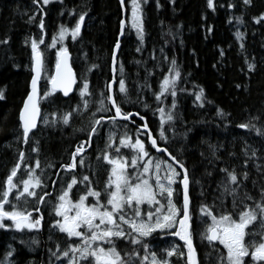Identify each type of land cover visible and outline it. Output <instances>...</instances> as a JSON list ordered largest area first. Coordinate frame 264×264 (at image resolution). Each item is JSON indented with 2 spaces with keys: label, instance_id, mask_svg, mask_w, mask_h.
<instances>
[{
  "label": "trees",
  "instance_id": "16d2710c",
  "mask_svg": "<svg viewBox=\"0 0 264 264\" xmlns=\"http://www.w3.org/2000/svg\"><path fill=\"white\" fill-rule=\"evenodd\" d=\"M213 2L214 10L207 7V0H147L146 3L141 0L142 42L137 31L128 23L131 13L130 7H126L127 25L119 54L115 85V99L122 110L138 112L144 116L158 144L166 147L184 163L188 171L191 231L199 264H217L216 249L222 251L218 242L210 245L199 234L204 230L205 224L210 223L206 217L200 216V205H209L217 214L224 208L232 211L231 197H225L223 206L220 203L221 192L218 184L225 175L220 169L231 170L235 166L238 174L244 171L243 162L247 157L243 149L247 145L249 155L255 149L256 157L248 161L246 170L249 178L244 182V188L254 197H258V190L253 187L252 181L256 180L258 185L264 183L261 181V173L254 166V162L264 166V23H255L252 20V17L264 12V0H252L251 6H244L242 0ZM125 3L128 5V0ZM229 3L234 7L228 8ZM81 13L86 15L80 35L73 40L69 33L62 43L59 42L60 26L71 28ZM237 16L241 17L242 23H237ZM29 17H33L31 22ZM41 18L44 22L43 31L39 27ZM122 18L123 10L119 0H52L47 5H43L42 0L38 4H34L32 0H0V41L7 40L6 44L0 43V89L4 92V99H0V183L18 161L19 152L23 151L26 159L18 170V177H25L24 163L34 167L38 160L40 166L36 171L45 180L44 183L49 185L51 170L55 172L54 169L59 167V163L71 162V153L80 141L87 138L92 119H98L102 115H114V110H95L98 107L96 101L100 99L101 92L107 95L106 85L112 79V52ZM209 28L211 31H208ZM237 31L243 34L239 40L236 38ZM41 36L44 42L38 44V47L44 61L41 83L42 121L25 143L19 110L30 91L33 74L30 42L31 39L39 41ZM53 36H57V43L55 47H49ZM61 46L69 49L72 54L77 87L69 97L58 91L44 97V92L50 89L47 77L53 73L56 51ZM173 59L181 75L176 82L175 107L171 108L173 97L170 92L165 93L160 101H157L154 94L159 92L164 76L170 75L168 70L172 67ZM248 63L254 65L252 70L248 69ZM93 64L96 67L88 71ZM121 65L123 73L120 72ZM121 76L125 81L126 94L118 92ZM85 78L91 92V96L85 97L90 102L86 110L82 108L79 95V87ZM200 88L204 90L202 106L194 95ZM78 105H81L82 110L73 112ZM159 107H163L165 111L171 108L173 116L171 121H165L162 129L161 115L156 111ZM218 108L222 110V114L217 113ZM53 112L56 113L55 123H52ZM65 113H71L67 125L60 119ZM44 117L48 118V124L44 123ZM253 117L258 119H252ZM250 120L261 129V134L258 135L252 129L238 127ZM104 124L106 123L103 122V126L98 127V132L94 134L91 147L81 154L85 160L83 166L79 163L80 156L76 158L78 169L72 175L78 179L85 174L97 177L95 169L101 170V160H92L91 154L95 146L105 147L110 132L118 126V131L115 132L116 144L119 143L120 135L125 132L134 140L137 128L142 123L137 117H133L131 123L116 121L115 127ZM160 130L165 131L166 141L159 139ZM140 133L139 138L145 141L150 153L154 157L166 159L164 154L159 155L151 148L147 135L141 130ZM103 138L104 143L101 142ZM209 145L215 147V156L212 155ZM33 147L37 148L36 152L32 151ZM121 153L130 156L131 150L121 147ZM109 167L110 165L108 170ZM42 169L44 170L41 171ZM104 169L107 170V167L104 166ZM108 170L104 175L106 177ZM59 176H62L61 173ZM173 187L179 192V195L174 193L173 197L179 207L182 204V187L179 182ZM36 192L37 196L42 195L41 190L37 189ZM54 197L47 203L54 205ZM29 199L27 207L40 208V213L33 212L32 215H42V229L34 232L0 228V261L4 260L8 251L13 252L10 259L8 258L11 264H29L28 254L33 264L42 261V256L34 253L36 248L33 241L28 239L41 238L39 249L44 251V244L47 243L45 230L52 228L51 212H46V201L37 205L35 198ZM4 223L11 224L8 220ZM256 227L257 225L252 226L250 230ZM55 235L60 251H63L68 243L67 238L61 234ZM159 237H163V240L158 239ZM170 237V234L160 231L153 234V239L156 240L154 242L160 246L164 242L167 246L170 245ZM52 245V250L56 252L57 245ZM116 246L122 253L135 249L141 256L144 254L142 245H131L122 239L116 241ZM155 250H158L156 246ZM155 252L161 257L159 251ZM181 252H184L183 257L177 252L169 258L171 264H187V249L183 247ZM43 257L49 255L45 254ZM54 258L55 261L51 264H67L64 258Z\"/></svg>",
  "mask_w": 264,
  "mask_h": 264
},
{
  "label": "snow or ice",
  "instance_id": "6c2138e0",
  "mask_svg": "<svg viewBox=\"0 0 264 264\" xmlns=\"http://www.w3.org/2000/svg\"><path fill=\"white\" fill-rule=\"evenodd\" d=\"M32 2L38 4L40 0H32ZM49 2L50 0H42L43 5H47ZM143 2L146 3L147 0H143ZM119 3L122 10L130 7L131 14L128 17V23L133 29L137 30V35L142 42L141 0H128V5H126L125 0H119ZM242 4L251 6L252 0H242ZM227 6L230 9L234 7L232 3ZM207 7L214 10L213 0H207ZM85 15V13H81L71 28L64 25L60 26L59 42L62 43L69 33L73 40L80 35ZM32 19L33 17H29V22ZM235 19L237 23H242L240 16L235 17ZM252 20L255 23H264V12H261L259 16L252 17ZM125 24L126 20L120 19L121 34ZM39 27L43 31L44 22L42 18ZM208 31H211V28ZM242 35L241 32L237 31L236 38L239 40ZM43 42V36L40 37L39 41L31 39L30 42L31 71L33 74L30 81V91L19 110L20 127L25 143L28 141L30 130L36 128L37 118L41 114L37 84L44 71V61L38 44ZM0 43L6 44L7 40L0 41ZM56 43L57 36H53L49 47H55ZM119 46L120 42L117 38L112 52L113 72L116 69V49ZM242 47L243 44H241ZM137 50L139 51V49ZM69 57V51L64 46L56 51L55 71L47 77V82L51 87L44 92V97H48L57 89L61 90L65 96L73 90L76 77L69 63ZM171 63L172 67L168 70L170 75L164 76L160 82L159 92L154 95L157 101H160L165 93L170 92L173 97L171 108H174L176 82L181 74L175 67L176 61L173 59ZM95 67L96 65L93 64L88 71ZM247 67L252 70L254 65L248 63ZM120 72L123 73L122 65L120 66ZM113 83L114 81H109L106 85L107 95L101 92L100 99L96 101L98 107L95 111L112 112L114 110V115H102L98 119H92L87 138L79 142L71 153V162L61 164V169L65 171L75 169L77 156H80L79 163L83 166V156L81 154L86 151L87 147L91 146L92 138L98 132V126L105 119L112 122L114 127L118 118L128 121L132 117L138 116L141 121L145 120V117L138 112H125L122 110L120 104L114 98ZM118 85V92L126 94L125 81L122 76L118 81ZM203 92L204 90L200 88L199 91L194 93L196 101L201 102V106ZM79 95L82 108L86 110L90 102L85 97L91 96L89 82L86 78L83 79L79 87ZM0 99H4L3 89H0ZM145 106L147 107V105ZM171 108L167 111L163 107L156 109L161 115V129L166 120L171 121L173 119ZM81 110V105H78L73 109V112ZM217 113L222 114V110L218 108ZM51 115L54 118L52 123H55L56 113L53 112ZM70 116L71 113L63 114L60 117L62 123L67 125ZM93 117H95V114H93ZM252 119L258 118L253 117ZM44 123H49L47 117H44ZM125 127L127 126L125 125ZM238 127L252 129L258 135L261 134V129L252 124L251 120L239 124ZM141 128L144 129L147 142L151 145V148L155 149L156 152L166 153L168 159L154 157L150 153L145 146V141L139 138ZM115 136L114 132L108 134L104 150L97 155V159L102 156L103 161L111 166L102 189L94 188L88 175H84L79 181L73 175L67 186L61 187L57 196L58 202L54 204V212L59 219L53 221L52 227L57 228L60 233L66 234L69 242L63 251H60V246L57 244L56 252L49 250L51 255L56 257L57 260L66 259L67 264H136V261L139 264H171L169 258L177 254V246L173 245L170 249H165V255L161 258L158 257L156 252H149V245L144 243L145 238L159 230L183 241V247L187 249V264H198L196 250L193 247L190 223V197L188 191L190 181L184 164L168 152L166 147L158 146L157 140L148 131L146 122L137 128V136L134 141L125 132L120 135L119 143L116 144ZM159 139L161 141L167 140L164 130L159 131ZM121 147L130 149V156L121 155ZM209 147L212 149V155L215 156V147L213 145H209ZM247 148L246 145L243 149L244 155L247 157L243 162L244 171L238 174L235 166L231 170L228 168L220 169L225 174L218 184L221 192L220 203L223 206L225 197H231L232 211L224 208L222 212L217 214L212 211V207L209 205H200V216L206 217L210 221V223L205 224L204 230L199 233L201 238L206 239L210 245L213 242H218L222 246V251L216 249L218 254L217 264H264V183L258 185L256 180L252 181L253 187L258 190V197H254L244 188V182L249 178V173L246 170L248 161L256 157V150L252 149L249 155ZM32 151L36 152L37 148L33 147ZM110 152L115 154L110 155ZM25 159V153L20 151L18 161L0 183V228L11 227L17 231L24 229L31 231L38 230L41 226L42 215L35 217L32 215L33 212L40 213V208L38 206L29 208L27 205L30 203L29 198H35L37 205L43 204L45 197L50 193L44 192L42 195L37 196L36 189L47 186L41 176L36 174V170L40 166L38 160L34 167L24 163L25 178L18 177V170L21 169V164ZM254 166L261 173V181H264V166L255 164V162ZM208 175H211V173H208ZM78 182L86 184V192L79 194L78 199L73 200L70 198L69 193ZM177 182L183 188L182 204L179 207L173 199L174 193L179 195L178 190L173 187ZM55 183L56 181H52L53 185ZM89 197L92 198V203H86ZM142 206L145 207L142 208ZM5 220L11 221V224H5ZM258 220L261 225L260 229L258 231L250 230V226ZM201 222L204 223L203 220ZM72 238H78L79 242H73ZM121 239L131 245H142L144 254L141 256L135 249L131 252L124 251L122 253L116 246V241ZM33 243H36V241L33 240ZM213 247L215 246L213 245ZM12 255L13 252L8 251L0 264H11L8 257ZM178 255L183 257L184 252H179Z\"/></svg>",
  "mask_w": 264,
  "mask_h": 264
},
{
  "label": "flooded vegetation",
  "instance_id": "af4514ba",
  "mask_svg": "<svg viewBox=\"0 0 264 264\" xmlns=\"http://www.w3.org/2000/svg\"><path fill=\"white\" fill-rule=\"evenodd\" d=\"M104 123H106V124H104V125H107V127H111L113 124H111L107 119H105L104 121H103ZM103 122H102V126H103ZM140 122L141 123H143L141 120H140ZM128 123H131V120L130 121H128ZM101 125H99L98 127H100ZM102 143H104V138H103V140L101 141ZM101 143V144H102ZM91 145H92V143H91ZM91 147V146H90ZM90 147H87V148H90ZM96 147L97 146H95V150L92 152V154H91V159L92 160H95V159H97V155L98 154H100V153H102V151L104 150V148H102V147H97V149H96ZM95 153V154H94ZM110 153H112V152H110ZM98 160H101V170L99 171V172H97V177H95L94 176V178L93 177H89L90 178V180H91V182H92V186L94 187V188H97L98 190L99 189H102L103 188V185H104V181H105V179L107 178L106 176H104L106 173H107V170H108V165L106 164V162L105 161H103V159H102V156H101V158L100 159H98ZM83 161H85V160H83ZM61 164H67V162H63V163H59V164H57V165H59V167L56 169H54V171L55 172H53V169L51 170V172H50V174H49V185H47L46 187H44V188H37V189H39V190H41L42 191V194L44 193V192H48V193H50V195H48V196H46L45 197V201H46V204H45V206H46V212H51V214H52V212H54V205H52V204H50V203H47L53 196H55L53 199H54V201H55V203H57L58 201H57V196H58V194L60 193V190H61V187L63 186V187H66L67 186V183L71 180V178H72V174H73V172L74 171H76V169H78V164L79 163H77L76 162V167H75V169H72V170H68V171H65V170H63V169H61L60 168V165ZM104 166L105 167H107V170H105L104 169ZM111 167V166H110ZM110 167H109V169H110ZM60 173H61V175L62 176H59L60 175ZM98 173H100V174H98ZM69 175H71L70 177H69ZM86 175V174H85ZM41 179L45 182V180L41 177ZM80 179H82V178H80ZM80 179H78L77 178V180L79 181ZM52 181H56V183H55V185H53L52 184ZM37 189H36V191H37ZM86 192V184H81V183H77L76 185H74L73 186V188L70 190V193H69V195H70V198L71 199H73V200H76V199H78V196H79V194H83V193H85ZM102 199H103V197H102ZM35 201H36V199H35ZM93 201H92V198L91 197H89L88 198V200L86 201V203H92ZM36 203V202H35ZM41 205V204H40ZM143 207H145V206H142V208ZM55 213V212H54ZM57 219H59L58 217H57ZM51 220H52V218H51ZM52 222V224H53V221H51ZM259 224V221H258V223H256L255 225H258ZM254 224L253 225H251L250 227H252V226H255ZM12 229H14V228H11V227H9V228H6V230H12ZM42 229V224H41V226H40V228L38 229V230H41ZM57 229V228H56ZM27 230V229H26ZM259 229L257 228L256 229V231H258ZM157 231H159V230H157ZM55 234H61L62 235V237H66V234H64V233H60L59 232V230L57 229V232H55V231H53L51 228L49 229H47V230H45V235L44 236H46L45 237V239H46V241L45 242H47L46 244H44V251H41L40 249H39V247H40V244H41V238L40 239H38L37 237H32V238H30V239H28V240H30V241H33V240H35L36 241V243H33L34 245H35V248H36V250H34V253H36V254H38L39 256H42V261H40L38 264H43V263H46V262H54L55 261V258H54V256H52L51 255V252H54L53 250H52V247H53V245L52 244H55V245H57L59 242H58V239H57V236L55 235ZM153 234L154 233H152L149 237H147V238H145V243H147L148 245H149V252H152V251H154V246H156L157 247V249L158 250H155V251H159V253H160V255H161V257H164V255H165V249H169V246H170V248L173 246V245H177V252H181L182 251V249H183V242L178 238V237H174V236H172V237H170L171 238V243H170V245H168L167 246V244L164 242V244H161V246L159 245V244H157V242H154V241H156V240H154L153 239ZM165 237V236H164ZM67 238V237H66ZM166 238V237H165ZM23 239V238H22ZM158 239H161V240H163V237H159ZM68 242H69V239L67 238L66 239ZM74 240H78V238H72V241L74 242ZM177 240V241H176ZM180 244V245H179ZM52 245V246H51ZM167 246V247H166ZM30 248V247H29ZM31 250H33V249H31ZM49 250H51V252L49 251ZM154 251V252H155ZM45 254H48L49 255V257H43ZM9 259H10V257H8ZM30 258V259H29ZM27 259H29V262H31V264H33V261L31 260V257H29V254H28V258ZM27 259H25V260H27ZM247 259V258H246ZM35 263V262H34ZM136 264H137V262H136Z\"/></svg>",
  "mask_w": 264,
  "mask_h": 264
},
{
  "label": "water",
  "instance_id": "95a60500",
  "mask_svg": "<svg viewBox=\"0 0 264 264\" xmlns=\"http://www.w3.org/2000/svg\"><path fill=\"white\" fill-rule=\"evenodd\" d=\"M126 15H127V14H126V8H125V9L123 10V19H125V20H126ZM83 24H84V21H83V23H82L81 31H82V29H83ZM125 29H126V24H125V28H124L122 34H121V29L119 30L120 33H119V37H118V38H119V42H120V43H121V39H122V37H123V34L125 33ZM68 51H69V50H68ZM118 52H119V48L116 49V53H117V54H118ZM69 54H70V57H69V63H70V65H71L72 69H73V72H74L75 77H76V82H77V75H76V71H75V69H74V67H73V65H72V58H71V53H70V51H69ZM117 60H118V59H117V55H116V65H117ZM112 68H113V66H112ZM54 71H55V69H54ZM115 73H116V69H115V72H113V78H114V79H115ZM42 76H43V72H42V74H41V78H42ZM41 78L38 80V84H37V87H38V94H39L38 103H39V100H40ZM113 81H114V83H116L115 80H113ZM114 83H113V95H114ZM75 86H76V84L73 85V90H72L71 92H69V94H68L67 96H69V95L74 91ZM57 91L62 92V91L59 90V89H57ZM62 93H63V92H62ZM39 107H40V105H39ZM40 112H41V108H40ZM133 113H135V112H133ZM135 117H138V116H135ZM40 119H41V114H40V116L37 118V126H36V128L31 129V130H30V133L38 128V125H39ZM118 120L125 121V120H123V119H119V118H118ZM147 125H148V124H147ZM141 130L144 132V129H143V128H141ZM148 131H150V132L152 133V135H153V138L156 139V137L154 136L153 132H152L149 128H148ZM156 140H157V139H156ZM157 144H158V141H157ZM158 146L164 148V146H161V145H159V144H158ZM155 151H156V150H155ZM168 152H169V151H168ZM158 153H159V152H158ZM160 154H162V153H160ZM164 155H165L166 158L168 159L167 154L165 153ZM169 161H170V160H169ZM177 168H178V167H177ZM189 181H190V179H189ZM181 187H182V185H181ZM188 191H189V197H190V206H189V208H190V210H191L190 182H189V189H188ZM182 193H183V188H182ZM190 214H191V213H190ZM190 223H191V221H190ZM192 240H193V239H192ZM182 242H183V241H182ZM183 243H184V242H183ZM193 247L195 248L194 242H193ZM195 250H196V248H195ZM196 259H197V262H198V264H199V258H198L197 250H196Z\"/></svg>",
  "mask_w": 264,
  "mask_h": 264
},
{
  "label": "bare ground",
  "instance_id": "6f19581e",
  "mask_svg": "<svg viewBox=\"0 0 264 264\" xmlns=\"http://www.w3.org/2000/svg\"><path fill=\"white\" fill-rule=\"evenodd\" d=\"M126 18H127V15H126ZM126 25H127V20H126ZM119 33H120V31H119ZM125 34V33H124ZM123 34V37H122V39H121V43H120V46H119V52H118V54H117V59H119V54H120V50H121V45H122V40H123V38H124V35ZM118 37H119V35H118ZM69 50V49H68ZM70 51V50H69ZM71 53V52H70ZM71 58H72V54H71ZM112 65V64H111ZM117 66H118V60H117V65H116V73H115V79L113 78V68H112V79H111V81H113V80H115L116 82H117V80H116V76H117ZM54 69H55V67H54ZM53 72H54V70H53ZM43 75H44V71H43ZM42 78H43V76H42ZM42 78H41V83H42ZM115 85H116V83H114V98H115ZM51 87V86H50ZM76 87H77V82H76V86H75V89H74V91L70 94V95H72L74 92H75V90H76ZM57 91V90H56ZM58 92H60V91H58ZM62 93V92H61ZM63 94V93H62ZM64 95V94H63ZM69 95V96H70ZM65 96V95H64ZM69 96H65V97H69ZM39 105H40V108H41V88H40V100H39ZM133 118V117H132ZM131 118V119H132ZM138 119H139V117H137ZM130 119V120H131ZM130 120H128V121H130ZM140 120V119H139ZM41 121H42V108H41V119H40V122H39V125H40V123H41ZM143 123H147V120H146V118H145V120L144 121H142ZM148 124V123H147ZM38 125V126H39ZM118 127V126H117ZM148 128L152 131V129H151V127L148 125ZM33 132V131H32ZM31 132V133H32ZM153 132V131H152ZM31 133H29V136L31 135ZM154 134V133H153ZM95 154V153H94ZM159 155H160V153H158ZM184 164V163H183ZM186 168V167H185ZM178 170H179V168H178ZM182 178V177H181ZM14 198V197H13Z\"/></svg>",
  "mask_w": 264,
  "mask_h": 264
},
{
  "label": "rangeland",
  "instance_id": "374dc122",
  "mask_svg": "<svg viewBox=\"0 0 264 264\" xmlns=\"http://www.w3.org/2000/svg\"><path fill=\"white\" fill-rule=\"evenodd\" d=\"M50 1H52V0H50ZM136 30V29H135ZM137 31V30H136ZM65 38H66V36H65ZM64 38V39H65ZM118 131V129H117V127H116V129L113 131L114 133L115 132H117ZM123 134V133H122ZM115 137H117V135L115 136ZM141 139V138H140ZM134 140H135V138H134ZM133 140V141H134ZM142 140V139H141ZM115 154V153H114ZM114 154H111L110 153V155H114ZM121 155H123L122 153H121ZM123 156H126V155H123ZM127 157V156H126ZM100 169V168H99ZM42 170H44V169H42ZM96 170V172H99L100 170H98V169H95ZM36 174L37 175H40L37 171H36ZM41 176V175H40ZM42 177V176H41ZM25 178V177H24ZM154 182V181H153ZM51 218H52V221H54V220H56L57 219V217H56V215H55V213L54 212H52V214H51ZM259 221V220H258ZM258 221H256V222H254L253 224L255 225L256 223H258ZM11 222V221H10ZM260 227H261V225H260V222H259V224L257 225V227L254 229V230H256L257 228L258 229H260ZM53 231H55V232H57V229L56 228H54V227H52L51 228ZM31 231H34V232H37L38 230H31Z\"/></svg>",
  "mask_w": 264,
  "mask_h": 264
}]
</instances>
